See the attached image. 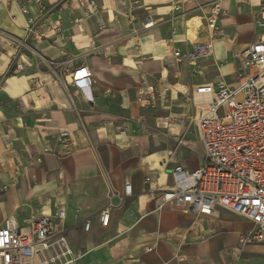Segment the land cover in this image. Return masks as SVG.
Here are the masks:
<instances>
[{"label":"crops","instance_id":"1","mask_svg":"<svg viewBox=\"0 0 264 264\" xmlns=\"http://www.w3.org/2000/svg\"><path fill=\"white\" fill-rule=\"evenodd\" d=\"M95 1L99 15L78 25L77 0H0V227L9 218L23 229L64 211L54 222L72 264H264V244H238L239 233L251 228L246 220L222 210L205 217L158 207V191L171 188L174 168L194 172L201 165L194 119L204 107L193 104V91L219 75L236 84L232 64L218 65L228 55L222 37L210 57L188 59L208 40L209 9L189 3L174 11L177 0ZM238 1H221L219 25L248 22L236 28L237 47L246 50L264 38L255 26L260 4ZM29 21L44 34L40 43L28 37ZM69 58L90 70L92 102L69 86L60 66ZM143 86L155 89L151 107L136 103ZM165 117L187 120L166 125ZM125 125L127 137L119 135ZM61 130L72 142L67 156L57 142ZM126 184L131 195L102 226L108 195H123Z\"/></svg>","mask_w":264,"mask_h":264},{"label":"built area","instance_id":"2","mask_svg":"<svg viewBox=\"0 0 264 264\" xmlns=\"http://www.w3.org/2000/svg\"><path fill=\"white\" fill-rule=\"evenodd\" d=\"M82 17L76 24L97 17L100 8L95 0H77ZM222 0H213L199 5V0H177L174 11L181 4L197 3L199 9L208 8L204 17L208 40L194 45L188 55L192 64L213 54V43L222 37L219 19L224 14ZM40 5L42 0H35ZM250 0H239L248 4ZM259 16L255 26L264 30V0H259ZM125 5V4H124ZM23 13L26 10L22 9ZM35 22L29 21L27 35L40 43L44 34L36 33ZM48 30V29H47ZM17 49L20 45L16 46ZM179 57V53L174 54ZM221 62L218 64L220 66ZM240 68L234 86L228 85L219 75L215 84L195 88L191 101L204 110L195 118L194 124L203 145L200 167L189 172L178 166L171 172L173 185L168 190L158 191V207L177 208L184 214L213 217L218 210L238 216L251 224V228L239 233L240 247L264 244V38L250 44L240 60ZM69 79L70 87L81 92L87 102H92L91 89L94 85L90 70L77 66L72 58L61 63ZM15 71L22 65L14 63ZM106 90L104 96H110ZM155 102V89L143 86L136 95L140 107H151ZM198 104V105H197ZM181 119L163 118V123L181 124ZM127 125L120 127L119 135L127 137ZM57 142L62 156L70 153L72 142L67 130H61ZM45 153L51 152L45 148ZM150 182V178H146ZM6 187H0V195ZM131 195L129 184L124 186L123 195L110 193L106 207L99 214L102 226H107L110 211L122 204ZM54 218L64 219V211L52 216H41L19 228L11 219L0 227V264H72L75 257L68 249L63 232L56 230ZM85 230L88 225H85ZM70 258L69 261H65Z\"/></svg>","mask_w":264,"mask_h":264},{"label":"rangeland","instance_id":"3","mask_svg":"<svg viewBox=\"0 0 264 264\" xmlns=\"http://www.w3.org/2000/svg\"><path fill=\"white\" fill-rule=\"evenodd\" d=\"M247 25L250 26L248 22L238 23L236 25V28H242ZM236 28L224 25L222 27V38H221L222 42L226 44L228 50L227 58L225 59L223 58L221 60V65L225 66L229 63L232 64L234 70L233 71L234 77L240 68L241 65L240 60L243 58L245 52V49L240 50L237 47L239 45L240 34ZM231 75L233 76V74ZM232 76H230L229 78H231Z\"/></svg>","mask_w":264,"mask_h":264}]
</instances>
